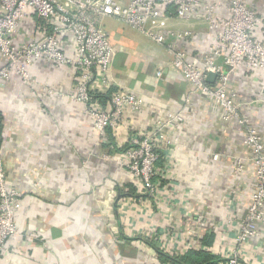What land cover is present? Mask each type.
Returning <instances> with one entry per match:
<instances>
[{"label": "crops", "instance_id": "obj_1", "mask_svg": "<svg viewBox=\"0 0 264 264\" xmlns=\"http://www.w3.org/2000/svg\"><path fill=\"white\" fill-rule=\"evenodd\" d=\"M248 2L259 18L257 35L264 40V0ZM48 25L29 13L15 43L37 40ZM104 25L116 51L114 83L145 104L141 111L127 113L118 138H125L128 129H153L168 113H181L180 127L168 130L174 144L164 151V161L173 159L174 170L159 179L154 196L138 193L130 172L103 158L116 152L114 133L100 136L84 105L71 99L77 81L73 66L35 63L29 69L36 87L14 74L0 84V155L9 185L24 195L16 212L18 234L8 240L7 252L0 253V264H171L160 252L173 256L190 250L223 260L237 246L236 220L229 219L245 215L255 189L254 166L246 161L244 170L236 169L234 157L247 156L241 127L224 122L219 108L173 69L166 44L116 18H107ZM168 28L199 33L176 42L168 36L166 41L203 65L217 31L196 18H178L173 9ZM160 70L162 76L157 75ZM230 87L264 135V71L239 70ZM93 89L106 93L96 85ZM101 105L111 107L109 100ZM128 197L132 200L123 202ZM210 235L207 244L204 239ZM260 235L244 247V264H264L263 231Z\"/></svg>", "mask_w": 264, "mask_h": 264}, {"label": "built area", "instance_id": "obj_2", "mask_svg": "<svg viewBox=\"0 0 264 264\" xmlns=\"http://www.w3.org/2000/svg\"><path fill=\"white\" fill-rule=\"evenodd\" d=\"M172 9L178 18H196L211 31H217L215 45L203 65L194 63L178 44L166 41L168 36L175 42L199 36L193 30L171 31L168 16ZM222 11L227 15H221ZM29 13L44 18L48 30L37 40L17 45L14 37ZM107 18L121 20L154 42L166 44L172 53L173 69L191 84L194 92L219 108L224 122L241 127L242 147L247 156L234 157L236 169L244 170L246 161L254 166L255 189L245 215L229 219L236 220L232 223L237 246L231 247L217 264H244V247L253 237H261V231L264 233V135L242 110L230 79L239 70L264 71V40L257 35L256 11L248 0H0V84H7L16 74L27 85L36 87L37 81L29 68L39 61L73 66L77 81L71 99L84 105L100 136L109 130L116 136V152L104 154L103 158L125 167L138 193L154 196L159 179L169 177L174 170L173 159L167 157L164 161V151L174 144L168 130L178 129L184 117L181 113H168L155 128L128 129L125 138L121 135L118 138L117 131L127 113L135 114L145 104L135 92L118 87L112 79L116 51L104 25ZM210 72L216 74L213 82L207 81ZM162 74L161 70L157 72L158 76ZM94 85L98 92L116 88L109 109L93 100ZM213 157L218 159L219 154ZM23 195L9 185L0 155V253L7 252L8 240L18 234L16 212ZM129 200L132 197L123 198V202Z\"/></svg>", "mask_w": 264, "mask_h": 264}, {"label": "trees", "instance_id": "obj_3", "mask_svg": "<svg viewBox=\"0 0 264 264\" xmlns=\"http://www.w3.org/2000/svg\"><path fill=\"white\" fill-rule=\"evenodd\" d=\"M115 87H111L106 93H92L93 100H98L101 104H105L106 101L110 100L111 94L115 91ZM2 113L0 112V148L2 145ZM134 190L136 188L134 187ZM136 192H134L135 194ZM133 193L131 195H134ZM207 244L212 242V236H206L204 239ZM162 260L169 262L171 264H217L221 258L215 255H212L209 252L204 250H190L183 255H168L166 253L160 252Z\"/></svg>", "mask_w": 264, "mask_h": 264}, {"label": "water", "instance_id": "obj_4", "mask_svg": "<svg viewBox=\"0 0 264 264\" xmlns=\"http://www.w3.org/2000/svg\"><path fill=\"white\" fill-rule=\"evenodd\" d=\"M215 78H216V74L213 73V72H210V73L208 74V76H207V81H208V82H213Z\"/></svg>", "mask_w": 264, "mask_h": 264}, {"label": "rangeland", "instance_id": "obj_5", "mask_svg": "<svg viewBox=\"0 0 264 264\" xmlns=\"http://www.w3.org/2000/svg\"><path fill=\"white\" fill-rule=\"evenodd\" d=\"M153 41V40H152Z\"/></svg>", "mask_w": 264, "mask_h": 264}]
</instances>
